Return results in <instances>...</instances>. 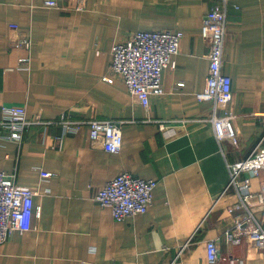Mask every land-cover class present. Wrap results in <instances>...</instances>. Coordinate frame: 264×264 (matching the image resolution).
<instances>
[{
  "label": "crops",
  "instance_id": "0c3cea01",
  "mask_svg": "<svg viewBox=\"0 0 264 264\" xmlns=\"http://www.w3.org/2000/svg\"><path fill=\"white\" fill-rule=\"evenodd\" d=\"M55 1L0 0V105H23L26 116L38 111L45 119L65 111L118 120L120 150L91 141L86 124L64 134L50 124L43 139L35 125L19 142L0 136V169L34 190L30 227L1 241L0 264H264L244 239L222 237L241 212L227 210L237 195L226 163L264 133V0H226L221 69L231 79L235 145L215 138L211 103L194 96L205 81L208 46L199 27L212 0H84L77 9V0ZM161 28L181 30L179 50L162 68L163 92L144 107L118 76L102 75L113 42ZM21 35L28 49L14 45ZM164 119L174 121L160 130ZM122 170L157 182L144 212L115 220L90 192ZM250 178L257 189L264 172ZM213 237L219 256L210 263L204 241Z\"/></svg>",
  "mask_w": 264,
  "mask_h": 264
},
{
  "label": "built area",
  "instance_id": "2783aa9c",
  "mask_svg": "<svg viewBox=\"0 0 264 264\" xmlns=\"http://www.w3.org/2000/svg\"><path fill=\"white\" fill-rule=\"evenodd\" d=\"M84 0H77L74 7L81 8ZM43 4L57 6L55 0H43ZM226 0H212L201 19L199 30L206 40L207 68L203 88L196 91L194 96L199 100L209 101V115L207 117L214 136L217 140L226 138L230 144L237 143L236 133L231 125L232 112L228 108L231 100V79L222 72V42L225 26ZM10 29H16L15 23H10ZM181 30L171 28L144 29L128 31L125 38L112 43L107 72L102 79L111 82L113 76H118L124 83L129 96L147 107L151 95L163 92L160 81L162 68L174 65L173 56L178 53ZM15 46L29 48V38L21 35L13 38ZM28 57H18L19 66H27ZM180 83V82H179ZM178 83V84H179ZM174 119L158 120L160 130H164ZM50 124H58L60 133L74 132L82 124L88 127L91 141L101 139V147L109 152L120 150L121 131L118 120L108 118H76L65 111L56 116L42 118L39 112L30 116L25 115L23 105L1 104L0 126L5 132L1 137L19 142L22 132L35 125L41 139L47 134ZM60 137H56L54 144L59 146ZM264 133L254 143L247 154L237 160L227 162V186H233L237 200L227 208H241L231 226L223 230V239L230 243H237L244 239L264 257V179L259 182L257 189L251 187V176L259 171L264 172ZM51 172L39 171L41 177H47ZM157 180L143 178L128 170H122L115 176L104 181L99 187L92 188L90 198L98 205L109 208L112 217L117 220L133 213L144 212L149 206L152 189ZM34 190L27 185L14 183L9 174L0 169V243L13 232H20L30 227L32 200ZM187 238L181 245L187 243ZM216 238L204 241L207 262L214 263L218 256ZM178 252L174 255L175 259ZM238 264L241 261L238 260Z\"/></svg>",
  "mask_w": 264,
  "mask_h": 264
}]
</instances>
